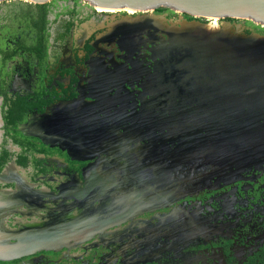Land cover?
I'll list each match as a JSON object with an SVG mask.
<instances>
[{
  "label": "flooded vegetation",
  "instance_id": "obj_1",
  "mask_svg": "<svg viewBox=\"0 0 264 264\" xmlns=\"http://www.w3.org/2000/svg\"><path fill=\"white\" fill-rule=\"evenodd\" d=\"M13 14L20 16L16 29L9 26ZM110 15L78 0L0 5V243L12 246L19 235L63 222L92 225L119 215L124 197L97 183L88 190L85 174L96 172L100 160L106 172L119 157L117 166L124 165L128 152L115 155L122 142H148L123 137L127 122L119 124L121 143L98 140L96 121L140 111L151 53L144 36L132 44L124 25L111 28ZM103 86L107 100L123 98L117 108L104 103ZM115 110L125 113L114 116ZM247 162L169 208L0 264H264V157ZM177 209L192 218L170 226L159 218Z\"/></svg>",
  "mask_w": 264,
  "mask_h": 264
},
{
  "label": "water",
  "instance_id": "obj_2",
  "mask_svg": "<svg viewBox=\"0 0 264 264\" xmlns=\"http://www.w3.org/2000/svg\"><path fill=\"white\" fill-rule=\"evenodd\" d=\"M53 1L0 0V5H45ZM78 1L93 11L113 13L112 19L123 17L126 33L133 37L130 42L141 43L139 39L144 36L150 44L147 59L151 63L139 86L140 111L120 121L116 117L96 121L98 140L116 143L123 139L119 124L127 122L123 137H141L148 142L136 147L137 141H131L134 145L130 146L119 141L115 155L128 152L122 167L117 166L119 157V161L107 163L112 169L106 172L105 162L100 160L96 172L85 174L88 190L96 183L105 191L127 185L122 189L130 195L128 204L137 210L112 222L89 225V221H80L24 233L17 236V244L0 243L1 261L39 250L63 249L82 236L169 208L171 202L198 193L217 175H228L234 166L240 169L245 162L264 157V34L255 30V26L264 29V0ZM215 20L218 25L214 26ZM108 90L103 86L100 95L106 97ZM122 99L119 95L104 103L117 108ZM103 106L101 102L97 105L98 109ZM122 113L115 110L113 115ZM145 195L160 196L149 201L158 205H143ZM180 210L159 218L169 226L179 225L181 217L192 218Z\"/></svg>",
  "mask_w": 264,
  "mask_h": 264
},
{
  "label": "bare ground",
  "instance_id": "obj_3",
  "mask_svg": "<svg viewBox=\"0 0 264 264\" xmlns=\"http://www.w3.org/2000/svg\"><path fill=\"white\" fill-rule=\"evenodd\" d=\"M215 24H214V26L215 25H218V23H217V20H215V22H214ZM218 27V26H217ZM215 30H217V29H215ZM123 165H120L119 166V168L120 167H122ZM112 181H114V180H112ZM123 187H127V185H120V188L118 187V196H120V197H124L123 198V200L122 201H119V202H122L121 203V205H120V207H119V215H117V216H113L112 218H115V219H120V218H123L126 214V212H129V213H127L128 215H132L134 212H135V210H137L136 208V206L135 205H133V204H128L130 201H131V198H129V196L130 195H128L127 193H125V190H123L122 188ZM128 188V187H127ZM121 194V195H120ZM158 197H160V196H158ZM157 197V198H158ZM151 199H153V196L151 197V198H144L143 200H144V202H147V201H150ZM109 202H111V203H113V205H112V208H110L111 210L112 209H115L114 207H115V203H116V199L115 198H113V201H112V199L111 200H109ZM121 209V210H120ZM115 211V210H114ZM113 211V212H114ZM110 216V215H109ZM109 216H103L102 218H103V220H106V218H108ZM62 224H66V222H63Z\"/></svg>",
  "mask_w": 264,
  "mask_h": 264
},
{
  "label": "rangeland",
  "instance_id": "obj_4",
  "mask_svg": "<svg viewBox=\"0 0 264 264\" xmlns=\"http://www.w3.org/2000/svg\"><path fill=\"white\" fill-rule=\"evenodd\" d=\"M111 12H113V11H111ZM115 12V11H114ZM109 14H111V13H109ZM116 14V13H115ZM114 15V14H113ZM113 15H110V16H106V19L108 20V19H111L112 20V24L110 25V27L111 28H113V27H115V26H120V25H125V24H123V21L125 22L126 20L123 18V17H119V16H116V18L115 19H112V17H114ZM131 15V14H130ZM13 18H12V23L9 25L10 27H12L13 29L15 28H17V26L18 25H20V22L18 21L19 20V18H20V16H15L14 14H13V16H12ZM23 22H25V19L23 20ZM107 21L106 20H104V19H101V21H100V24H102V25H106L107 23H106ZM98 25H99V22L97 23ZM23 25V24H22ZM25 25V24H24ZM247 26H249L248 24H246ZM126 27H127V24L125 25ZM131 26H129V28H130ZM129 41H131V40H129Z\"/></svg>",
  "mask_w": 264,
  "mask_h": 264
},
{
  "label": "trees",
  "instance_id": "obj_5",
  "mask_svg": "<svg viewBox=\"0 0 264 264\" xmlns=\"http://www.w3.org/2000/svg\"><path fill=\"white\" fill-rule=\"evenodd\" d=\"M249 25H251V24L249 23ZM255 30L260 32V33H264V29L263 28L261 29V28L255 26ZM21 164H23V165L25 164L24 160L21 162Z\"/></svg>",
  "mask_w": 264,
  "mask_h": 264
}]
</instances>
